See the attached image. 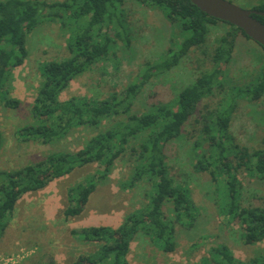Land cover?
<instances>
[{
  "label": "trees",
  "instance_id": "trees-1",
  "mask_svg": "<svg viewBox=\"0 0 264 264\" xmlns=\"http://www.w3.org/2000/svg\"><path fill=\"white\" fill-rule=\"evenodd\" d=\"M136 1L160 11L171 26L178 27L181 40L175 49L142 64L120 93L113 92L103 100L71 97L61 101V94L72 81L91 71L97 63L108 60L116 39L128 46L130 32L125 0H67V5L45 0H0V104L8 109H17L19 105V101L9 96L8 87L11 71L20 67L28 56L27 36L46 21L58 20L62 27L68 28L58 11L65 8L69 12L74 8L68 14L75 25L69 28V56L40 64L41 81L30 106V123L16 132L20 141L52 145L76 129L100 130L76 152L52 151L37 162L0 171V241L23 195L43 190L74 169L97 164L100 169L68 191L64 219L78 217L98 186L109 179L116 162L124 159L131 164L132 171L130 178L121 182V189L146 185L148 204L126 215L115 229L97 226L72 231L78 241L93 245L95 250L79 255L71 264H130L127 260L130 244L138 234L161 252L170 254L177 247L176 227L190 230L195 226L198 208L190 189L176 184L171 176L166 147L182 136L198 105L222 88L223 68L231 61L237 35L250 39L240 29L202 13L188 0ZM252 10L264 12V0ZM253 18L264 26V16L253 15ZM218 23L229 27V31L215 40L211 69L185 86L171 102H153L146 110L135 111V104L147 85L178 67L191 51L201 50L207 43L210 28ZM260 63L262 69L253 82L230 89L232 95L226 108L200 117L204 137L193 146L197 158L194 168L207 172L216 189H224L228 202L221 205L220 213L239 224L241 240L248 246L264 240V208L240 206L242 186L237 172L264 180V148L251 151L239 145L230 124L237 100L255 103L264 98V54ZM2 141L0 129V147ZM206 142L208 151L198 152ZM200 264H264V254L240 261L233 258L226 246L218 245L209 250Z\"/></svg>",
  "mask_w": 264,
  "mask_h": 264
},
{
  "label": "rangeland",
  "instance_id": "rangeland-1",
  "mask_svg": "<svg viewBox=\"0 0 264 264\" xmlns=\"http://www.w3.org/2000/svg\"><path fill=\"white\" fill-rule=\"evenodd\" d=\"M64 3L67 0H45ZM241 9L251 11L261 0H226ZM69 2H66V5ZM127 22L130 32L128 46L123 40L116 44L105 62L97 63L91 71L72 81L61 96V101L71 97L94 100L106 99L113 92H122L133 80L142 64L157 60L169 49H175L181 40L178 27L171 26L162 13L148 9L136 0H125ZM71 7L69 12H73ZM60 21L40 23L26 38L28 56L20 67L11 71L9 96L19 101L17 109H8L0 104V171L18 169L37 162L52 151L76 152L85 141L100 130L80 128L67 135L66 139L52 145L24 143L17 130L30 123V106L41 81L39 66L50 60H62L69 56L67 40L69 28H74L69 12L59 11ZM77 26V25H76ZM229 31L218 23L210 28L207 43L201 50H193L178 67L166 75L154 78L142 92L135 104V111L142 112L153 102H171L179 91L192 83L202 72L211 69V56L215 40ZM202 51H205V55ZM261 46L237 35L230 63L223 68L222 88L215 96L203 100L183 128L182 136L166 147L167 164L176 184L186 185L199 214L195 226L190 229L176 227L177 247L167 254L158 250L147 238L137 235L130 244L127 260L130 264H200L203 257L218 245L226 246L236 260L249 259L264 254V240L248 246L241 240V229L236 221H229L220 213L224 197L222 189H216L207 172L194 168L197 161L193 146L204 137L200 117L207 112H220L226 108L233 87H242L253 82L261 71ZM230 131L236 142L248 150L264 148V98L255 103L236 101ZM208 151L207 142L203 148ZM100 169L97 164L74 169L70 174L54 180L36 193L23 195L9 221L0 241V264H71L79 255L95 250L84 244L72 231L82 228L107 226L117 228L124 217L132 211L145 207L149 198L148 187L139 184L132 189H121V182L130 178L131 164L126 159L116 162L109 179L98 186L90 196L84 212L75 218L64 219L68 206V191L87 180ZM242 186L239 204L242 208H264V180L248 177L237 172ZM217 190L218 192H216ZM168 205L165 208L167 213ZM168 214V213H167Z\"/></svg>",
  "mask_w": 264,
  "mask_h": 264
},
{
  "label": "water",
  "instance_id": "water-1",
  "mask_svg": "<svg viewBox=\"0 0 264 264\" xmlns=\"http://www.w3.org/2000/svg\"><path fill=\"white\" fill-rule=\"evenodd\" d=\"M207 16L240 29L250 40L264 48V26L253 15L264 16V12L248 11L226 0H188Z\"/></svg>",
  "mask_w": 264,
  "mask_h": 264
}]
</instances>
